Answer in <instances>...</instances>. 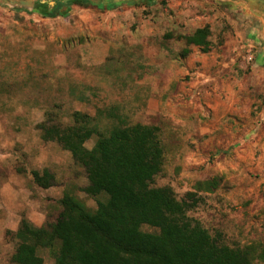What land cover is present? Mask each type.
Wrapping results in <instances>:
<instances>
[{"label": "rangeland", "instance_id": "obj_1", "mask_svg": "<svg viewBox=\"0 0 264 264\" xmlns=\"http://www.w3.org/2000/svg\"><path fill=\"white\" fill-rule=\"evenodd\" d=\"M37 1L50 0H0V149L16 151V166L6 160L0 178L26 168L42 172L27 161L36 140L9 136L26 134L34 122L36 130L42 123L63 129L74 126V114L87 116L95 130L87 150L114 128L156 127L164 160L153 187L192 204L187 218L220 245L264 250L263 9L242 0H82L44 18L33 12ZM202 28L204 51L186 45L183 37ZM99 42L115 52L98 69L82 65L80 47ZM148 99L160 104L155 116L146 113ZM27 108L38 112L35 120L21 113ZM42 143L61 151L58 165L44 170L94 213L107 196H87L83 169L57 143ZM214 178L215 191L195 190ZM60 211L59 203L49 205L42 226ZM27 215L0 214V264H12L16 226ZM39 256L54 264L48 250Z\"/></svg>", "mask_w": 264, "mask_h": 264}, {"label": "trees", "instance_id": "obj_2", "mask_svg": "<svg viewBox=\"0 0 264 264\" xmlns=\"http://www.w3.org/2000/svg\"><path fill=\"white\" fill-rule=\"evenodd\" d=\"M81 1L66 0L63 6ZM206 38L207 29L202 28L183 40L186 45L204 51ZM74 118V126L63 129L44 123L37 126L40 139L57 143L83 169L88 182L83 192L87 196L95 198L103 194L107 200L98 202L95 212L90 213L65 193L59 200L61 211L54 223L37 228L21 219L14 233L12 264H43L41 250L50 252L54 264H259L257 260L263 261V249L220 245L199 223L187 218L192 204L177 201L167 187H153L164 160L156 127L136 124L114 128L105 137L98 135L93 147L87 150L84 143L95 130L86 126L87 116L76 113ZM39 175L31 172L38 187L45 189L52 185L53 178L47 170ZM219 183V178L198 182L195 190L211 193ZM143 226L155 232H142Z\"/></svg>", "mask_w": 264, "mask_h": 264}, {"label": "crops", "instance_id": "obj_3", "mask_svg": "<svg viewBox=\"0 0 264 264\" xmlns=\"http://www.w3.org/2000/svg\"><path fill=\"white\" fill-rule=\"evenodd\" d=\"M250 9L251 12L255 13L253 7ZM261 38L264 40V36H261ZM115 50L116 49L112 46V44L109 43H91L89 45L80 47V61L82 65L86 67L98 69L106 64V60L110 57L112 52H115ZM60 76L61 69L56 68V77ZM159 109L160 104L157 100L148 99L146 103V113L148 115H157L160 112ZM28 110H30V108H27L25 111H21V113H27L29 114L28 117H31L33 120H35L34 116L32 115H38V112L33 109L30 111ZM37 121L40 122L42 120ZM36 124L37 123L34 122L32 127H30V130H27L26 134L18 133L19 131L16 130L9 136L15 140L25 138H32L33 140H36L34 143L37 147L33 148V146H28L26 148L28 155L27 161L32 163L34 162V164H39V167L42 166L41 170L43 171L44 169H48L49 166L53 168L55 165H58L60 161L58 154L61 151L60 149L57 150V148H53L52 143H42L40 140V134H38V130L35 129ZM1 135L5 137L4 132H1ZM34 150H37L36 155L33 153ZM55 152H57V155ZM15 155L16 151L14 148H8L7 151H2V149H0V165L8 160L16 166V158L14 157ZM63 155L69 162H71V156L69 158L66 153H63ZM31 170L34 172L36 169L32 168ZM48 173L52 176L53 181L52 185L45 189L38 187L34 183L31 172L27 168L26 173L24 174L13 171L6 177L0 178V214H29L27 215V220L34 227H41L43 223V216L40 214H47L49 211V205H52L55 202L59 203V200L65 194L64 186H61L58 183V178L54 175V171L51 169V171ZM39 176H41V173Z\"/></svg>", "mask_w": 264, "mask_h": 264}, {"label": "flooded vegetation", "instance_id": "obj_4", "mask_svg": "<svg viewBox=\"0 0 264 264\" xmlns=\"http://www.w3.org/2000/svg\"><path fill=\"white\" fill-rule=\"evenodd\" d=\"M245 4L252 3L259 9H263L264 11V0H242ZM66 0H50L47 2L37 1L34 3L33 10L34 13L39 14L40 16L47 17L54 14L62 13V9L64 8V3ZM51 3V5H49ZM264 13V12H263Z\"/></svg>", "mask_w": 264, "mask_h": 264}, {"label": "water", "instance_id": "obj_5", "mask_svg": "<svg viewBox=\"0 0 264 264\" xmlns=\"http://www.w3.org/2000/svg\"><path fill=\"white\" fill-rule=\"evenodd\" d=\"M49 5H51V3H49ZM32 6H34V5H32ZM33 12H34V10H33Z\"/></svg>", "mask_w": 264, "mask_h": 264}]
</instances>
